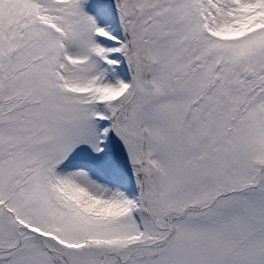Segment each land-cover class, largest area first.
<instances>
[{
  "label": "snow or ice",
  "instance_id": "1",
  "mask_svg": "<svg viewBox=\"0 0 264 264\" xmlns=\"http://www.w3.org/2000/svg\"><path fill=\"white\" fill-rule=\"evenodd\" d=\"M0 264H264V0H0Z\"/></svg>",
  "mask_w": 264,
  "mask_h": 264
}]
</instances>
